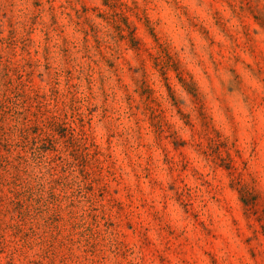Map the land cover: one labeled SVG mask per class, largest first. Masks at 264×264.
<instances>
[{"label":"rangeland","instance_id":"374dc122","mask_svg":"<svg viewBox=\"0 0 264 264\" xmlns=\"http://www.w3.org/2000/svg\"><path fill=\"white\" fill-rule=\"evenodd\" d=\"M0 264H264V0H0Z\"/></svg>","mask_w":264,"mask_h":264}]
</instances>
